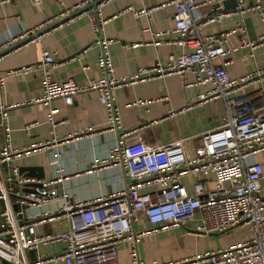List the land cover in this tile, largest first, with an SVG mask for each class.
Segmentation results:
<instances>
[{
	"label": "built area",
	"instance_id": "obj_1",
	"mask_svg": "<svg viewBox=\"0 0 264 264\" xmlns=\"http://www.w3.org/2000/svg\"><path fill=\"white\" fill-rule=\"evenodd\" d=\"M91 1L74 2L62 8L45 24L10 34L0 42V61L4 56L3 48L70 15ZM103 1L65 19L80 14L88 16L98 46L99 78H89L80 83L74 77L62 80L52 77L51 71L56 64L53 52L45 46L40 36L63 21L31 38H37L38 44V55L33 64L6 72L39 71L41 92L20 102L8 103L0 99V132L3 136L0 144V200L3 201L0 210V257L14 264H29L27 250H34L41 243L63 241L64 246L59 252L37 254L34 263L60 260L64 264H117L119 243L131 239L130 264H146L140 258L138 242L150 229H134V223L143 216L149 223L159 224L163 228L192 222V228L185 231L197 235L220 233L234 226L245 227L250 233L231 244L150 264H264V191L261 187L264 171L261 162L254 159V154L264 149V113L256 112L249 102L237 95L254 75L264 77V66L258 68L255 74L232 78L225 64L216 61V58L238 47L247 48L248 54L254 56L258 47H264V35L254 39L241 37L240 43L226 48L224 42L229 34L235 32V28L221 33L202 34L206 24L219 22L229 14L230 11L222 7L223 0H170L174 6V26L171 30H159L156 34L174 33L176 37L172 41L187 49L168 53L164 62L139 66L128 76H118L114 74L109 50L112 38L101 34L107 20L97 13ZM240 1L236 10L256 11L264 17V6L259 2L243 7ZM201 3L213 4L215 9L198 13L197 8ZM153 8L129 5L124 11L149 15ZM237 29L244 31V26ZM135 45L137 43L131 44ZM187 71L194 74V83L207 86L198 93L194 102L187 105L221 97L226 108L220 114V123L216 128L201 132L192 156L186 154L184 138L149 144L144 140L141 128L118 131L119 110L113 101L115 87L168 73L182 76ZM5 77L6 74L0 73V91ZM89 90L98 92V99L107 110L106 129L114 131L115 136L107 152L95 156L94 161L105 167L121 166L130 181L110 192L81 199L73 197L59 185L60 180L69 175L60 157L61 145L68 139L53 136L50 140L17 148L11 141L8 109L18 103L47 105L57 97L70 104L74 94ZM150 101L139 98L134 103ZM59 111L56 106L49 108L48 121L53 126L67 121L66 118H56ZM32 125L34 122L25 124V131L29 132ZM116 131L120 132L118 138ZM50 146H54V150L50 156L53 175L49 178L25 174L16 163H12L17 157ZM4 163L7 165L5 171L2 170ZM209 174L213 176L214 185L207 189L201 177ZM185 175L195 176L191 191L182 182ZM44 204L52 206L39 210ZM46 220H55L56 225L62 228L38 231L36 225Z\"/></svg>",
	"mask_w": 264,
	"mask_h": 264
},
{
	"label": "crops",
	"instance_id": "obj_2",
	"mask_svg": "<svg viewBox=\"0 0 264 264\" xmlns=\"http://www.w3.org/2000/svg\"><path fill=\"white\" fill-rule=\"evenodd\" d=\"M80 0H0V42L16 32L43 24L58 15L65 6H70ZM202 1V0H199ZM259 2L264 6V0H241L243 7ZM139 8L153 6L149 15H135L131 10L124 11L127 6ZM98 16L107 21L103 24L101 34L112 38L109 50L114 65V74L128 76L139 66H152L164 62L168 53L187 49L174 43V33L157 35L159 30H171L174 26V6L170 0H105L99 4ZM229 12L221 21L208 23L202 28V34L221 33L227 29H236L228 35L224 42L226 48L241 42V37L249 39L245 19L250 17L251 29L255 38L264 35V17L256 11L236 10V6L224 5ZM213 4H200L198 13L212 12ZM45 24V23H44ZM244 26L243 30H238ZM94 33L87 15L80 14L63 21L51 28L40 39L53 52L55 66L52 77L62 80L74 77L82 83L89 78H99L101 71L97 64L98 46L94 41ZM132 43H137L131 46ZM0 61V73L6 74L0 91L3 102H20L41 92V76L39 71L30 70L24 73L7 74V70L33 64L38 55L37 38L3 51ZM225 64L228 75L238 78L254 72L264 66V47H258L254 56L248 54V49L238 47L228 54L216 58ZM85 65L88 67L86 68ZM194 74L190 71L182 76L176 73L158 75L135 83L117 86L113 89V101L119 110L118 131L141 128L140 132L146 142L157 144L169 140L184 138V148L188 156H192L199 142L202 131L216 128L219 116L226 108L223 98H212L202 103H193L198 93L207 86L196 84ZM237 95L249 102L256 112L264 113V77L254 75ZM150 99L149 103H134L137 99ZM187 107L182 108V106ZM59 107L57 119L66 118V122L53 126L48 121L49 108ZM172 110H176L171 113ZM107 110L98 99L96 90H89L73 95L72 103L65 104L62 98H54L47 105L39 103H18L8 109V124L11 141L17 148L30 146L34 143L50 140L53 136L59 139L67 138L62 147L61 161L69 175L63 177L59 185L69 191L73 197L86 199L100 192H110L121 184L129 183L130 179L121 166L105 167L94 161L95 156L104 155L114 142V131L106 129ZM34 122L26 132L25 124ZM3 136L0 132V144ZM54 146L39 149L12 160L18 166L37 164L43 166L44 177L53 175L50 156ZM254 159L261 162L264 171V149L254 154ZM7 168L3 164L2 170ZM195 179L193 175H185L183 184L188 191L192 189ZM205 188H212V175L202 176ZM264 191V177L261 179ZM50 204H44L39 210H47ZM3 201L0 200V210ZM14 207H16L14 205ZM28 212V211H27ZM26 212V213H27ZM2 217L0 216V222ZM61 226L55 220H46L36 225L38 231H49ZM180 225L163 228L140 217L134 223V229H150L144 233L138 242L141 260L150 264L153 261L165 262L192 255L214 247L184 244L186 235L195 236L196 240L206 237L182 231H177ZM236 227V226H234ZM241 228L242 226H237ZM233 228V227H232ZM231 229V228H230ZM246 229V228H245ZM247 231L241 238L229 241L230 244L249 236ZM184 241V242H183ZM229 244L226 242V245ZM64 246L63 241L39 244L34 250L26 251L29 264H64L60 260H44L34 263L37 254L59 252ZM131 239L123 240L118 245L117 264H130ZM0 264H3L0 258Z\"/></svg>",
	"mask_w": 264,
	"mask_h": 264
},
{
	"label": "water",
	"instance_id": "obj_3",
	"mask_svg": "<svg viewBox=\"0 0 264 264\" xmlns=\"http://www.w3.org/2000/svg\"><path fill=\"white\" fill-rule=\"evenodd\" d=\"M101 0H93L91 2H89L87 5H85L83 8H80L74 12H72L70 15L68 16H65V17H62L54 22H52L51 24H48L46 26H44L43 28L37 30L36 33H32V34H29L28 36L24 37V38H21L15 42H13L12 44H10L9 46H7L6 48H4L3 51H10L12 50L13 48L21 45L22 43L26 42L27 40L31 39L32 37H34L36 34H39L45 30H48L50 29L51 27H53L54 25H56L57 23L61 22V21H64L65 19H67L69 16L71 15H74L78 12H80L81 10L87 8V7H90V6H95L98 2H100ZM224 5H230V6H236L238 4V0H223L222 2ZM245 25L247 27V32L249 34V38L250 39H254L255 36L253 35L252 33V29H251V22H250V17H247L245 19ZM119 133L118 131L115 132L116 134V138H118L119 136ZM19 169L21 172H24L25 174H28V175H32V176H35L37 178H43L44 177V171H43V166L42 165H37V164H24V165H20L19 166ZM24 190H27V188H24ZM1 258V257H0ZM3 264H14L4 258H1Z\"/></svg>",
	"mask_w": 264,
	"mask_h": 264
},
{
	"label": "rangeland",
	"instance_id": "obj_4",
	"mask_svg": "<svg viewBox=\"0 0 264 264\" xmlns=\"http://www.w3.org/2000/svg\"><path fill=\"white\" fill-rule=\"evenodd\" d=\"M190 228H192V222H189L188 224H181L180 227L177 229V231L181 233L182 231H185ZM246 233H247V229H245V227L239 228L236 226L220 233H213L206 235V237L200 238L199 240H196L195 236L186 235L185 236L186 241L184 244L193 245L198 241L199 245H206V246L209 245V247H217V246L226 245V242L230 244L229 241H232L233 239L241 238Z\"/></svg>",
	"mask_w": 264,
	"mask_h": 264
}]
</instances>
